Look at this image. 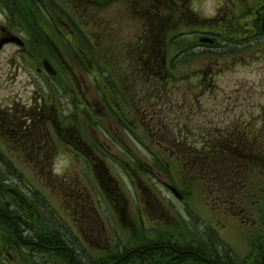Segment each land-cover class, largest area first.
I'll return each instance as SVG.
<instances>
[{
	"label": "rangeland",
	"instance_id": "obj_1",
	"mask_svg": "<svg viewBox=\"0 0 264 264\" xmlns=\"http://www.w3.org/2000/svg\"><path fill=\"white\" fill-rule=\"evenodd\" d=\"M98 1L102 3L105 0ZM136 1L137 6H134L136 9L130 0H109L101 6L88 2V7L86 6L84 9L80 6V3L85 4L81 0H76L77 6L72 2L70 6L65 5L67 11L75 16L73 18L78 27L82 29L83 37L88 39L87 41L84 40V44L82 42V48L85 51L94 52V60H96L99 51L104 52L106 56L110 55L111 47H116L117 44L120 45L126 41L127 45H124L123 49L130 54L139 44L144 43L146 38L149 39L152 36L150 27L152 21L151 18L145 15L146 13L149 15L154 14L151 11V0ZM159 1L161 3L168 2V0ZM225 1H227V4ZM248 1L250 4L253 3L252 0ZM245 2L247 0H193L190 1L189 8L185 9L184 13L180 15L183 18L181 21L185 18V21L188 20V22L196 24L192 28L219 33L223 31V23L221 22L223 15L231 16L239 13ZM58 4L62 6V3L58 2ZM77 7H80L79 12H73L72 9ZM143 13L145 17L141 20ZM7 16L0 18V23L8 22L12 32L21 34L31 40V43L35 46L33 50L36 49L35 56L37 60L35 64L39 63V60L41 61L39 57L51 60L52 55L47 46L48 44L46 45L38 37L28 35V32L33 29L32 26L27 25L20 18L16 20L12 18L8 21ZM165 17L169 19V15H165ZM196 18H198V21L195 22ZM145 23L147 28L144 26ZM237 23L240 26L242 22L237 21L233 24L231 20V24L228 26L236 27L234 30H237L239 28ZM168 27L180 29L172 33L182 30L180 26L174 27L170 23H168ZM43 28L46 29L47 36L51 40L53 36L50 35L49 27L44 26ZM188 29H191V27ZM108 31L116 33L108 35ZM228 33L226 31V34ZM222 34H224V31ZM234 34H236L235 31L231 33V35ZM220 38L222 39V37ZM117 39L118 42L115 41ZM182 39L175 38L171 41L168 46L169 54L172 51H183L184 41ZM186 42H189V40ZM228 42H230V39H228ZM161 44L159 38L157 45L160 48L157 49L156 53L161 51ZM221 44L223 46L221 45V48L216 51L202 53L203 51L196 49L195 53L188 51L185 55L178 56L174 60L172 69L169 71L167 100L165 97L163 102L160 98L156 101L155 92L151 98L153 103H159L153 110L157 113L156 119L162 121V129H145L142 122V119L145 118L140 113L137 115L136 112V116H134L133 111H129L130 119L134 120L136 124V138L133 139L137 145L136 156L138 157L133 158V160L136 162L138 158L143 164L155 160L160 162L164 147L171 148L172 153L176 149L177 152H182L181 149H184V147L198 150L203 144L201 136L203 134L213 141L217 138L223 143L229 140L230 144L232 141V145H230L231 147L228 146V149L233 147V150L230 153L224 152L226 156L223 157V160L230 162L231 165L228 166L234 169H226L224 165L215 166L212 175L208 174L202 177L205 181H200V179L195 181L190 179V175L184 173L185 182L194 183L189 184V190L184 191L181 189L183 193L180 192L184 194L185 198L183 201L174 197L164 184V182H167L177 188V170L179 176L182 173L179 168L177 169L176 164L173 165L169 161V158L168 160L167 158L161 159L162 163L165 165L167 163L168 166L166 169L161 170L162 173L157 175L156 171L141 168V172L136 169V177H132V180H130L128 174L125 171L123 172V168L116 161L115 165L110 166L108 174L104 172L102 174L105 180L111 181L109 178H112L113 182H111L116 183L119 189L123 191L122 193L126 195L127 205L130 209H137L138 206L144 204H160L157 199V197H160L164 205L167 206L170 216H173L170 220L174 222L182 220L184 222L185 230L181 235L190 241L186 243L188 248L192 249L193 245L199 242L198 247H200L201 252L210 251V249H214V252L217 253L233 252L231 257L234 259L233 264H236L242 262V258L248 257L255 245V248H257L259 240L264 243V37L251 41L247 49L244 48L245 46L242 47L243 43L226 45V42H222ZM123 49L121 48V50ZM61 50L66 55L65 68L60 69L61 76H83L81 75L82 72L88 69H81L80 64H77L78 57L76 54L72 52L69 46L67 48L63 47ZM245 51L248 53L249 58L242 60L240 57ZM256 51L259 52L256 53ZM15 52L16 48L6 46L0 54V106L2 109H6L7 105L10 104L11 108L9 110L13 112L23 107L28 110L36 107L34 105L35 100L38 104L37 107H41L43 97H45V106L47 107L51 96L48 80L45 82L41 79V75L33 72V68L29 70V64L15 59ZM106 56H104V66H106L103 73H98L99 82L84 86V92L89 88V95L95 93V90L102 91L104 89L102 83L104 76H112L111 81L113 76L119 78V74L112 73V70L116 65H120L122 59H115L108 63L105 60ZM216 59L220 63L223 62V64H211ZM91 69L98 71L97 68ZM86 76H89V74ZM90 76L93 77L92 74ZM203 77H206V79L204 80ZM64 95L66 94L63 91H57L56 100L63 103L62 108L59 107L60 111H65L67 114L73 113L72 106L69 105L70 98ZM147 102L151 105L149 100ZM15 104L17 106L20 104V107H16ZM100 107L103 108L102 103H100ZM162 107H164V110H162ZM104 123H108L107 116L104 118ZM105 131L103 129V132ZM99 136L104 138V144H106L108 139L103 136L101 131H99ZM210 143L212 142L209 141ZM159 144L164 146L161 147ZM111 146L112 151L122 152V148L115 147V143L112 142ZM0 150L10 157L11 154L5 146H0ZM48 153L46 156H50ZM63 160L62 157H57L52 165L54 172L59 173V176H62L64 168L66 169L68 166H63ZM9 166H15L23 175L20 174L19 176L16 172L9 170L8 167L6 169V166L4 169L0 164L1 183L5 184L4 180H7V185L10 188L21 192L26 199L31 200L36 208L43 212V224L48 226L53 221H66L65 207L69 206V202H67L66 197L61 195H64V193L69 194L70 190L65 187L66 182L61 177V184H59L57 190L50 176L46 175L48 168H46L45 174L39 167L40 164H10ZM70 166H74V170L79 171V174L82 172L75 162H72ZM116 169L117 171H115ZM34 173L41 174V176ZM33 174L37 176V179L34 178ZM79 174V177L75 176V179L70 177L76 185L81 182ZM242 174L248 176L250 181L248 190H242L238 193L235 191L239 190L235 188L238 184L236 178H240ZM78 179H80L79 182ZM91 182L95 183L94 180ZM76 185L72 188L77 187ZM30 186L34 189L32 196ZM92 188L94 189V185ZM95 188L98 189L97 186ZM79 193L81 194V191ZM98 193L102 203L107 205L102 196L104 193L99 192V190ZM240 193L243 197H236L238 200L230 205L228 203L230 195L238 196ZM12 197L13 200L9 195V201L12 204L19 203L14 195ZM239 198L244 199L248 217L243 219V222L238 219L230 222L226 221L227 219L222 217V213H218L217 209L221 211L219 207H225L226 210L231 207L232 210H238ZM146 200H149L150 203L145 202ZM216 204L218 207L214 206ZM148 211L151 212V208ZM14 213H16V210ZM228 213L231 214L230 210ZM228 213L225 216L229 218ZM219 218L222 222L217 221ZM146 220H152L151 215ZM224 224L225 226H223ZM179 240L177 237L173 238L171 236L168 238V243H174L178 246ZM11 246L17 247L18 245ZM27 251L31 252V249L26 248L23 250V252ZM237 254L242 257H237ZM186 264H192V260H188Z\"/></svg>",
	"mask_w": 264,
	"mask_h": 264
},
{
	"label": "flooded vegetation",
	"instance_id": "obj_2",
	"mask_svg": "<svg viewBox=\"0 0 264 264\" xmlns=\"http://www.w3.org/2000/svg\"><path fill=\"white\" fill-rule=\"evenodd\" d=\"M24 1L34 6L33 12L29 7L19 8V4H23ZM83 1L86 5L80 3V6L84 9L88 7L89 0H81ZM188 1L174 0L181 5H185ZM252 1L253 3L250 4L247 0L239 13L231 16L225 14L221 19L226 26L231 24V20L246 21L243 26L246 33L244 35L246 49L251 42L249 37L254 34H256L255 37H264L261 30V22L264 19V0ZM8 2L9 0H0V18L9 14L8 21L12 18L15 20L20 18L27 25L32 26L33 29L28 32V35L38 37L46 45L48 44L52 58L47 60L55 69L56 75L47 74L43 67L44 57H39L41 61L35 64L36 49L33 50L35 46L29 38L18 34L23 38L24 45L19 47L6 45L16 48L15 59L29 64V70L33 68V72L41 75L42 80L45 82L48 80L51 96L47 107L45 97L41 107H37L35 100L36 107L28 110L22 106L23 108L13 112L9 110L10 104L6 109L0 106V146H5L11 154L9 157L0 150V164L4 169L9 164L53 165L57 157H62L63 166H68L62 172L64 177H60L66 182L64 186L70 192L61 195L69 202V206L65 207L66 221H53L47 226L42 222V211L37 209L31 200L25 199L21 192L10 189L7 180H4L5 184L0 180V264H186L188 260H192V264H233L232 252L217 253L214 249L201 252L198 247L199 242L195 244L193 242V248H188L186 243L190 241L181 235L185 230L184 222L170 220L173 216H170L167 206L160 197H157L160 204H144L137 209H130L126 195H123V191L116 183H112V178H109L112 182L103 178L102 172L108 174L110 166L115 165V161L123 168V172L128 174L130 180L136 177V162L133 160L137 157V145L133 139L136 138V124L130 119V110L133 111L134 116L137 112V115L140 113L145 118L142 119L145 129H162V121L156 119L157 113L153 110L159 103H153L151 98L155 92L156 101L160 98L163 102L167 95L169 77L166 65L167 53L165 54V51L163 53L161 70L151 67L154 72L138 67V65L142 66V63L138 62V53L142 51L135 48L128 54L129 52L123 49L127 41L111 47V53L108 52L110 55L106 56L104 52L99 51L94 60V52L85 51L82 48V42L84 44V40L88 39L80 38L82 30L76 27L78 26L76 22H72L70 14L55 7L57 0H12V5L17 6V10L9 6ZM61 2L64 3L65 0ZM71 2L72 0L67 5L70 6ZM93 4H100V2L93 1ZM16 15L17 18H15ZM44 26L49 27L48 30L54 35L51 40ZM9 33L15 32H12L8 22L0 23V37ZM114 33L116 32L108 31V35ZM212 37L215 42L217 36ZM115 41L118 42V39ZM191 41L195 42L194 52L196 49L203 52L211 51V46L214 44L208 46L201 43L199 34L193 35ZM6 46L1 49L0 54ZM68 46L78 57L77 64L83 65L86 69L89 68L93 77L86 76L89 74L86 70L82 72L81 77L61 76L60 69H64L66 65L64 63L66 55L61 48ZM145 46L147 53L155 52L150 44L146 43ZM104 56L108 63L115 59H122L120 65H116L112 70V73L119 74V78L113 76L111 81L112 76H104L102 82L104 89L95 90V93L89 95V88L84 92V86L99 82L98 73H103L106 66H104ZM146 58L151 57L148 54ZM240 58L247 60L249 55L245 51ZM211 64L222 65L223 62L220 63L216 59ZM157 65L156 62L155 67ZM91 68H97L98 71H93ZM203 79L205 80L206 77ZM57 91H63L66 94L64 96L70 98L69 105L72 106L73 113L67 114L65 111H60L63 103L56 100ZM148 100L151 105L148 104ZM100 103L103 105L102 109ZM16 107L19 108L20 104ZM105 116H107V124L104 123ZM103 129L106 131L103 132ZM99 131L108 139L106 144H104V138L99 136ZM112 142L115 143V147L122 148L121 153L111 150ZM168 151V148L164 147L161 162V159L168 157ZM47 152L50 156H46ZM72 162H75L82 170L80 174L78 170V172L74 170V166H70ZM179 162L182 163L180 164L182 171L185 162ZM156 163L157 160L152 161L149 169L152 170ZM155 171L156 175L161 173L157 166ZM78 174L81 176V182L78 179L79 183L76 185L72 182V178L79 177ZM37 176L41 174L37 173ZM177 177L183 181V172L180 176L178 173ZM61 179L59 178V183L54 182L56 187L54 185L53 187L57 189ZM75 185L77 187L72 188ZM90 185L92 187L94 185L92 192H90ZM96 186L98 189L95 188ZM98 190L104 193L102 196L107 205L102 203ZM9 193L17 196L19 203L9 204ZM181 196L183 201L184 195ZM145 202L150 203L149 200ZM120 204L123 205L120 206ZM238 207L235 214L240 215L243 208ZM150 208L151 212L148 211ZM13 210H16V213L12 212ZM149 214L152 220H146ZM12 217L17 220H11ZM171 236L180 239L178 246L168 243V238ZM259 241L257 248L255 245L251 254L236 264H264V243ZM24 246L31 249V252H23L26 249ZM236 256L242 257L238 254Z\"/></svg>",
	"mask_w": 264,
	"mask_h": 264
},
{
	"label": "trees",
	"instance_id": "obj_3",
	"mask_svg": "<svg viewBox=\"0 0 264 264\" xmlns=\"http://www.w3.org/2000/svg\"><path fill=\"white\" fill-rule=\"evenodd\" d=\"M151 8L154 9L153 11L154 14L149 16L152 21V25L150 27H151V32L153 35L150 40L151 42L150 46L154 47L155 49H158L159 46L157 45V43L159 42V38L161 39V43H162L161 47H162L164 35L166 33H171L174 30V28L168 27V22L170 23V25L174 27L175 26L178 27L181 25L183 21V20L181 21V19L183 18L180 16L176 8H174L169 2L164 1V3H161L159 0H151ZM164 11H167L169 13V19L168 17H165L163 15ZM153 43L155 45H153ZM137 50L142 51L138 53V62L139 64L142 63V66L138 65V67L144 68L145 70L152 71V72H154L152 68L161 70V66H162L161 61H162L163 51L162 53L161 51L157 53L156 52L147 53L145 43L139 44L137 46ZM148 54L151 57L150 59L146 58V55ZM144 62L146 63L144 64ZM156 62L158 63L159 67H155ZM226 145L230 146L232 144L227 143ZM184 148L185 150H184L183 155H184V161L186 164V168L189 171L190 175L192 176V179L194 178L195 181H198L199 179L201 181L202 180L205 181V179L202 177L208 174L212 175L213 170H215L214 168L215 166L224 165V168L226 169H234L228 166V165H231L230 162H226L225 160H223V157L225 155L217 153L218 148H219L217 144H213V148H210V149H215L216 150L215 153L208 155V156H201V157H198V154L194 152L193 149H190L188 147H184ZM204 148L209 149V146H205ZM232 150H233V147L230 149L223 148V151L231 152ZM8 167H9V170L13 171L12 166H8ZM9 204H12V202H9ZM11 220L16 221L17 219L15 217H12Z\"/></svg>",
	"mask_w": 264,
	"mask_h": 264
},
{
	"label": "water",
	"instance_id": "obj_4",
	"mask_svg": "<svg viewBox=\"0 0 264 264\" xmlns=\"http://www.w3.org/2000/svg\"><path fill=\"white\" fill-rule=\"evenodd\" d=\"M263 30H264V22H263ZM202 40L203 41H206V42H212V40H210V39H202ZM8 42H15L17 44H22V41L18 37H16V36H10V37H6V38H4V39H2L0 41V49H1V47H2L3 44L8 43ZM46 67H47L48 71H50L51 73H54V71H52L47 64H46ZM171 189L176 194H178L175 189H173V188H171Z\"/></svg>",
	"mask_w": 264,
	"mask_h": 264
}]
</instances>
